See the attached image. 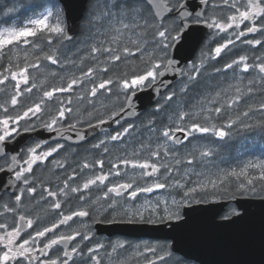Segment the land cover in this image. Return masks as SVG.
<instances>
[{
  "label": "snow or ice",
  "instance_id": "snow-or-ice-1",
  "mask_svg": "<svg viewBox=\"0 0 264 264\" xmlns=\"http://www.w3.org/2000/svg\"><path fill=\"white\" fill-rule=\"evenodd\" d=\"M90 2L92 7L87 23L106 25L107 32L112 34L107 43L91 44L93 63L90 66L81 68L79 74L66 84L43 90L38 101H33L31 96L21 100L22 96L32 94L37 88L36 83H30L29 69L39 68L38 62H25L23 66L9 63L0 70V86L6 89L12 83L13 89L11 93L5 91V98L0 102V160L6 165H0V171L12 174L9 188L15 190L14 198L0 205V215L13 220L11 225L0 221V264H102L100 251L104 245H89L87 242L93 239L91 229L86 232L74 229L69 224L74 218H81L78 223L83 227V218L92 215L93 211L96 215L103 212L111 217L109 223L129 226L168 224L175 231L189 224L187 220L183 224L171 223L184 219L187 213L183 209L186 207L194 203L257 195L254 181L257 178L264 181V159L227 170L220 168L214 160L218 142L231 138L233 130L253 127L264 130V120L257 125L249 122L254 115L264 116V101L255 107L241 109L242 101L248 105L257 88H264V56L254 54L251 64L247 55L232 56L237 42L253 50L264 47V0H246L244 4L238 0H220L219 4L215 0H199L200 10L191 8L187 0ZM26 6L32 14L25 18V22L16 24V14ZM208 8L212 9L213 15L207 14ZM225 8L234 11L226 18L215 14ZM65 20L63 0H30L28 5L23 0H16L5 5L0 8V59H8L14 49H24L27 58V49L31 46L40 49L35 54L37 61L41 59L40 53L47 50L50 54L43 58L50 65L62 66L57 46L72 39L66 31ZM193 26L212 30L213 40L221 33L227 38L222 37V42L216 41L206 50L202 49L199 58L181 67L180 62L171 56V50L194 38ZM129 33L131 35L127 36ZM125 36L127 40L121 44L120 38ZM249 36L251 38H246ZM222 58L224 62L218 63ZM130 59L137 61L135 67L130 72L117 73L120 65L130 63ZM71 62L75 63L74 60ZM250 71L256 73L257 78L248 80L244 95L242 89L236 87L235 95L224 97L226 103L203 93L196 95V99L204 95L205 100L198 108L181 102L196 93L204 81L223 77L227 83L231 76L240 83L244 74ZM173 80L177 87H172ZM145 89H151L159 96L154 114L170 113L159 126L154 120L143 125L150 134L146 138L134 122L123 123L126 117L138 114L133 99ZM76 92H79L76 99L89 105L86 120L72 106V94ZM62 93H69V96L62 99L57 95ZM112 95L117 101L123 97L124 102L111 108L105 106L100 111L95 101L101 96L110 99ZM220 95L216 92L217 97ZM106 124L117 127L109 131L103 127ZM88 129L93 131L87 132ZM37 130L55 135L28 147L24 157L13 154L9 162L7 143L15 141L21 132ZM97 133L102 135L97 136L91 149L98 151V159L90 162L85 158L82 163H77L71 174L65 175L62 183L55 186L40 179L37 171H46L48 164L67 173L65 164L54 156L65 148L63 142L83 143ZM144 139L148 140L147 144ZM53 140L55 144L50 143ZM131 140H139L133 155L139 156L140 150L147 149L150 158L122 159L110 151V148L126 146ZM49 157L53 159L49 160ZM106 160L107 172L104 171ZM126 167L142 170L140 175L146 178L144 183L109 181L110 176H120ZM253 169L259 170L258 177L252 173ZM169 189L175 195L169 192L168 198L161 199L162 190ZM94 192L100 195L93 196ZM70 199L76 200L78 206L66 214L62 202ZM26 200L38 206H43V202L51 221H37L21 211ZM98 200L105 203L94 209ZM239 215L233 209L223 218ZM61 225L65 226L64 229ZM57 229L61 230L58 232ZM125 248L124 243H118L107 255ZM139 255L145 257L147 264H168L172 249L170 245L163 248L147 246Z\"/></svg>",
  "mask_w": 264,
  "mask_h": 264
},
{
  "label": "water",
  "instance_id": "water-1",
  "mask_svg": "<svg viewBox=\"0 0 264 264\" xmlns=\"http://www.w3.org/2000/svg\"><path fill=\"white\" fill-rule=\"evenodd\" d=\"M87 2L88 0H63L66 10V31L72 38L70 41L79 34L80 21ZM187 3L193 8L189 0ZM192 33L193 39L183 41L182 46L171 50V56L180 62L181 67L194 59L202 44L201 40L204 41L207 36L208 29L203 26H193ZM176 83L173 80L172 86ZM158 99L159 96L151 89L137 93L133 103L138 114L134 117H126L125 121L136 119ZM113 126L106 124L103 127L110 129ZM91 131L93 130H87V132ZM54 135L55 133L47 132L48 138ZM93 137L90 136L88 140ZM232 202L240 215L231 219L218 218L228 205L227 200L194 203L186 207L183 209L187 213L184 219L171 223L183 224L187 220L189 224L175 231L168 224L129 226L120 223H96L95 228L98 232L108 235L122 234L136 238L169 240L173 252L199 264H264V197H235Z\"/></svg>",
  "mask_w": 264,
  "mask_h": 264
},
{
  "label": "trees",
  "instance_id": "trees-1",
  "mask_svg": "<svg viewBox=\"0 0 264 264\" xmlns=\"http://www.w3.org/2000/svg\"><path fill=\"white\" fill-rule=\"evenodd\" d=\"M16 0H0V8L4 7L5 5H11L12 3H15ZM25 5H28L30 3V0H23ZM92 7V3L89 2L87 6V11L82 19L81 28L79 35L71 42H64L62 45H58V52L57 55L59 59L64 62V60H70V57L72 58H80L78 62L81 63V67L86 69L88 66H90L93 61L90 59V47L81 48L78 44L79 39L86 34L87 32H91L94 34V37H98V42H105L107 43L112 39V34L108 33L106 34L105 29L106 25L101 26L99 24L94 25V28L92 26H89L87 23V16L89 13V9ZM102 7V6H101ZM31 9L29 7L23 8L18 14H16V24H21L25 21V18L29 15H31ZM100 27V30L96 27ZM135 37H132L134 39ZM122 39V38H120ZM126 40L122 39L121 44H123ZM214 42H210L209 40H205L202 46L200 47L199 51L197 52L195 58L193 60H196L201 56L202 49L207 48L209 45H214ZM91 46V45H88ZM80 47V48H79ZM233 47V46H230ZM77 48V49H76ZM15 50V49H14ZM13 52L9 54L8 59H0V70H2L3 65H7L11 63L12 65H20L23 66L25 62L28 63H42V65L47 64V60L44 59V55L50 54L47 50L44 52H41V59L39 61L36 60V52H39L40 49H33L31 46H28L27 49V58L25 55V51H19V52ZM260 55L264 56V47H261L259 49L253 50L250 46L241 44L237 42L236 46L234 47V51L232 53V56L236 55H247L250 57L249 63H252L251 57L253 55ZM230 56V58H232ZM223 57V54H222ZM65 58V59H64ZM67 58V59H66ZM89 58V59H88ZM223 58L218 62L222 64ZM68 63V62H66ZM137 61L134 59H130V63L127 64H121L120 67L116 70L117 73H123V72H130L133 67H135ZM63 64V63H62ZM69 64V63H68ZM55 67L53 68V70ZM33 68L29 69L30 73V83H36L37 88L33 89L35 92H40L41 88L45 89H52L54 87H59L58 85V77L55 75V73L50 74L49 72L45 73L44 71H36L35 73L32 72ZM232 70H229L231 72ZM238 71V70H237ZM256 73L251 72L244 74V78H242V81L240 83H237L236 80H233L231 76L228 77V82L225 83L223 81V77L220 78V80H217L216 78H212L210 82L204 81L201 83L200 87L197 89V92L194 93L192 96H190L188 99L181 101L182 103L187 104L189 107L195 106V108H198L201 103H204V95H211L213 98L218 99L221 103H226V100L224 99L225 96L231 97L236 94L235 89L236 87H240L242 89L241 94H246V89L248 86V80L249 79H256ZM41 80V83L39 82ZM219 85V87H218ZM176 84L173 87H177ZM24 86H22L23 88ZM39 90V91H38ZM7 91L8 93H11L13 91L12 89V83H9L7 88L4 89V86H1L0 92L4 97V93ZM216 92H220L221 95L219 97L216 96ZM198 93H203L204 95L200 96V99H196V95ZM264 88H257V93L254 94L253 99L248 101V105H244L243 101L241 103V109L244 107L257 106L260 102L264 101ZM60 98L66 99L69 96V93H62L57 94ZM26 96L21 97L22 101L26 100ZM73 96V107L78 106L77 105V99L76 96H78L77 92L72 94ZM110 102L113 104L118 105L123 101V97L120 98V101H117L115 95H112L109 99ZM52 103V102H50ZM155 106L156 104L145 111L143 114H141L137 119L123 122H134L137 126L140 127V131L143 134V137L146 138L150 134L145 130L143 125H146L149 120H154L159 126L160 122L162 120L166 121L167 115L165 112L161 111L160 113L155 112ZM234 118V114H233ZM84 119V118H83ZM261 120H264V116H261L260 114L254 115L252 119L249 121L253 125H257L261 122ZM67 123V121H65ZM127 139V138H126ZM154 139V137H153ZM144 143L147 144L148 140L144 139ZM219 147L217 149V156L214 158L215 163L221 167H224L228 169L229 167H237L238 165H243L249 161H252L253 163H259L262 159H264V130H262L259 127H253L251 129L247 130H241V129H235L232 131V136L225 142H218ZM139 144V140H131V145L133 146V149L136 150V146ZM154 148V145H153ZM141 155H145L147 159H149V152L147 149L140 150ZM215 169V168H214ZM163 171V169H162ZM252 173L256 174L258 177L259 170L253 169L251 170ZM241 179H244V177H241ZM257 184V195H264V191H261L262 188H264V181H260L258 178L254 181ZM251 195V194H249ZM256 195V196H257Z\"/></svg>",
  "mask_w": 264,
  "mask_h": 264
},
{
  "label": "flooded vegetation",
  "instance_id": "flooded-vegetation-1",
  "mask_svg": "<svg viewBox=\"0 0 264 264\" xmlns=\"http://www.w3.org/2000/svg\"><path fill=\"white\" fill-rule=\"evenodd\" d=\"M210 2H212V0H210ZM238 2H240L241 4H244L246 3V0H238ZM189 3L192 4L193 8L197 10H200L201 9L200 7H202L199 4V0H189ZM215 3L219 4L220 0H215ZM241 10H243V7H241ZM206 11L209 16L214 14L211 8L206 9ZM232 11L234 10L225 8L223 11H218L215 14L219 15L222 18H226L228 15L232 13ZM222 37L225 39L227 38L226 34L221 33L220 37H216V39L213 40V32L212 30L208 29V33H207L205 40L207 39L210 42H214V43L216 41L222 42L221 40ZM246 38H251V36L246 37ZM0 89H1V86H0ZM2 97L3 96L0 92V102H3ZM99 135H102V134H98L95 137L87 140L86 142L78 143V144H72L67 141L63 142L65 144V148L61 149L60 153L54 154V156L57 159H60L65 164V167L68 169L67 173H64L62 169L54 168L52 164H48L47 170L37 171V175L44 182L46 183L51 182L53 186H55L56 184L62 183L64 176L67 174H71L72 167H75L77 163H82L85 158L90 162L99 158L98 151L91 149V144L95 141V139ZM45 138H48V136H47V132L43 130H37L33 132L32 134L21 132V134L18 137H16L15 141H9L7 143V148L9 150L8 151L9 162L13 154H19L20 157H24L25 151L28 147L34 146L35 143L37 142H42ZM50 143L55 144L56 141H50ZM43 147L47 148L49 147V145H43ZM111 158L112 157H109V159ZM51 159L53 158L49 157V160ZM0 165H5V161L0 160ZM108 167L109 165L106 160L105 168H104L105 172H107ZM56 172H60L62 174L55 175ZM11 176L12 174H10L7 171H0V205L14 198L13 194L15 190L9 188V181L11 179ZM109 178H110L109 181L113 183L126 181V180L116 181V176H110ZM129 182H132V181H129ZM135 183L143 184L142 182H135ZM96 195H100V193L94 192L93 196H96ZM245 197H264V195H260V196L248 195ZM232 200L229 201L228 205L225 208V211L222 214H220L218 218L224 219L223 217L227 215L228 213L232 212L233 209L238 211L236 206L233 204ZM104 203H105L104 201L98 200L96 201L93 207L94 209H99L101 205ZM41 205L43 206H38L35 203L29 202L26 200L25 208L22 209L21 211L25 212L26 215H28L30 218H33L34 220L43 221L45 223H48L51 221V215H49V210L47 209V206L43 204V202H41ZM77 206H78V202L74 199H70L67 202H62V210L66 214L70 211L75 210ZM80 219L81 218H74V221H70L69 224L72 225L74 229H79L85 232L88 231V229H91L90 235L93 237V239L87 243L89 245H94L96 243H101L104 245V248L101 249L100 251V256L102 258V264H147L145 257L139 255V253L143 251L145 247H147L148 243H154V245L158 248H163L165 245H170L169 240L152 239V238L148 239L145 237L136 238L132 236H125L122 234L108 235L106 233L98 232L95 228V224L96 223H109L108 220L111 219L110 216H107V213L102 212L100 215H96L95 211H93L92 215H90L89 217L83 218L85 222V226L83 227L78 223ZM0 221H4L8 223L9 225L13 223V220L11 219V217L5 218V216L3 215H0ZM34 227H35V223H34ZM64 227L65 226L61 225V229H64ZM61 229H57V231L59 232ZM50 235L52 234L50 233L49 236ZM121 242L126 245V248L118 249L117 252L112 253L111 256H108L107 253L111 252L112 246L118 243H121ZM171 257L177 260L175 264H178V263L199 264V262L194 261L192 259L185 258L181 256L180 254L175 253L173 251H172Z\"/></svg>",
  "mask_w": 264,
  "mask_h": 264
},
{
  "label": "rangeland",
  "instance_id": "rangeland-1",
  "mask_svg": "<svg viewBox=\"0 0 264 264\" xmlns=\"http://www.w3.org/2000/svg\"><path fill=\"white\" fill-rule=\"evenodd\" d=\"M89 26H92L94 28V25H89ZM96 27L100 30V27H98V26H96ZM103 31H105L106 34H108L107 29H105ZM130 35H131L130 33L127 34V36H130ZM127 36L121 37V38L127 40ZM122 39H120V40H122ZM97 40H98V37H94L93 33L87 32L86 34H84L81 37V39H79L78 44L83 49L86 47H90L88 45H91L93 43H97L98 42ZM19 51H25V50L24 49H15L14 50V52H19ZM71 58H72V56L70 57V60H67V61L64 60L62 66L50 65L48 63V61H47L46 65H42V63H39L40 67L39 68H33L32 72L35 73L36 71H44L45 73L49 72L50 74L55 73V75L58 77V80H57L58 84H59L58 86L60 87L64 84H66L67 81L69 79H71L74 75H78L80 69L82 68L81 63L78 62V60L80 58H78V59L77 58L71 59ZM73 60L75 61V63L71 62ZM66 62H68L69 64ZM54 67H55V69L53 70ZM39 82L41 83V80ZM43 90H51V89L41 88L40 92H35L33 90L32 94H27V95L31 96L33 101H38L40 99V97L42 96ZM77 94L79 95V92H77ZM22 97H24V96H22ZM2 99H3V97H2ZM28 102H31V101H28ZM95 103H96V107L100 111H103L105 106H107L108 108H111L114 105L112 102H110L109 99H106V97H104V96H101L98 100L95 101ZM49 104H51V103L49 102ZM77 105L78 106H76L74 108L78 109L79 115L86 120L88 118L87 117V110L89 109V105L87 104V102L81 103L79 100L77 101ZM116 127L117 126H115V128ZM109 131H111V130H109ZM128 143H130V144H127L126 146H122L120 149H111L110 148V150L114 155H119L122 159H129V160H145V159H147V157L145 155H141V153L139 156L133 155L134 151H136L137 149L136 150L133 149V146L131 145V141H129ZM125 152L127 153V155H125ZM221 168L227 170L224 167H221ZM212 170L214 172L216 171V169H214V168ZM141 171L142 170H140V169H134L131 167H126L123 169L120 176H116V181L126 180V181L144 183V180L146 178H144L140 175ZM147 179L151 180V178H147ZM162 191L164 192V194L160 197L161 199L168 198V193L172 192L171 189L166 190V191L162 190ZM172 194L175 195L174 192H172ZM152 195L156 196V193H153ZM148 245L151 247H156L154 245V243H148L147 246ZM176 262H177V260L175 258L171 257L168 261V264H175ZM178 264H188V263H178Z\"/></svg>",
  "mask_w": 264,
  "mask_h": 264
},
{
  "label": "bare ground",
  "instance_id": "bare-ground-1",
  "mask_svg": "<svg viewBox=\"0 0 264 264\" xmlns=\"http://www.w3.org/2000/svg\"><path fill=\"white\" fill-rule=\"evenodd\" d=\"M88 1H89V0H88ZM87 3H88V2H87ZM80 39H81V38H80ZM203 43H204V42H203ZM64 59H65V58H64ZM71 59H72V58H71ZM88 59H89V58H88ZM66 67H67V66H66ZM176 84H177V83H176ZM155 104H156V103H155ZM155 104H154V105H155ZM154 105H153V106H154ZM153 106H152V107H153ZM82 108H83V107H82ZM150 108H151V107H150ZM150 108H149V109H150ZM83 109H84V108H83ZM146 111H147V110H146ZM142 114H143V113H142ZM137 118H138V117H137ZM137 118H136V119H137ZM134 120H135V119H134ZM130 121H131V120H130Z\"/></svg>",
  "mask_w": 264,
  "mask_h": 264
}]
</instances>
